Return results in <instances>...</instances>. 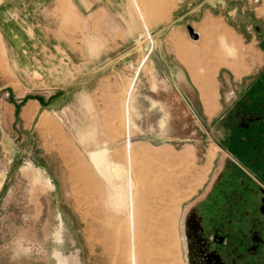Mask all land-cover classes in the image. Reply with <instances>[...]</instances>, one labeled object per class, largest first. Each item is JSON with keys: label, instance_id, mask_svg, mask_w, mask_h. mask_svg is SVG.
Instances as JSON below:
<instances>
[{"label": "rangeland", "instance_id": "rangeland-1", "mask_svg": "<svg viewBox=\"0 0 264 264\" xmlns=\"http://www.w3.org/2000/svg\"><path fill=\"white\" fill-rule=\"evenodd\" d=\"M35 1L27 21L8 7L4 22L0 0V264H187L191 218L203 226L196 245L208 243L197 264L212 251L225 264H264V245L249 249L260 227L242 192L210 188L221 169L253 178L227 138L243 95L264 87L261 2L207 0L212 15L201 17V0H187L192 19L173 24L157 16L163 0L139 4L141 14L118 0L116 33L103 0ZM230 40L249 49L236 82L212 56ZM218 73L230 81H220L219 113L205 114L183 86H197L207 106ZM131 179L130 206L128 187L114 183Z\"/></svg>", "mask_w": 264, "mask_h": 264}, {"label": "flooded vegetation", "instance_id": "flooded-vegetation-1", "mask_svg": "<svg viewBox=\"0 0 264 264\" xmlns=\"http://www.w3.org/2000/svg\"><path fill=\"white\" fill-rule=\"evenodd\" d=\"M233 120L234 126L231 128L227 138V151L237 160L238 164L253 172V178L246 177L247 181H242L236 175L227 177L224 174V169H221L210 188L215 190V192H218L223 187L230 192H242L245 211L249 214H255L259 221L260 231H252L248 239L250 251H256L258 247L263 249L264 245L262 238V232H264V87L257 90V87L252 84L243 95L237 111L234 112ZM253 187L258 189L257 194L259 193V196L255 194L252 196L249 192L250 188ZM197 202L202 207L208 203L204 199ZM195 224L198 228H203L194 218L184 223L186 232L185 260L187 264H197V254H200V252L196 250L204 252L203 250L208 248V243L201 241V243L196 245L191 237ZM246 224L247 222H244L241 226L244 227ZM245 242H247V239ZM201 264L225 263L217 251H212L203 257Z\"/></svg>", "mask_w": 264, "mask_h": 264}, {"label": "crops", "instance_id": "crops-1", "mask_svg": "<svg viewBox=\"0 0 264 264\" xmlns=\"http://www.w3.org/2000/svg\"><path fill=\"white\" fill-rule=\"evenodd\" d=\"M131 1L133 3L134 8L136 9V12L138 14H141L139 4H142L144 6L146 3L156 2L157 0H131ZM186 1L187 0H176L173 3V0H163V2H162L163 6L158 5L159 8L161 6L162 9L160 8L161 11H159V14H157V16L158 17L164 16V18L169 17L168 19L171 20L173 24H178L182 20L192 19V15H193L194 10H191V11L187 10V2ZM119 2H122V0H119ZM160 2H158V3H160ZM207 2H208L207 0H201L199 3H196V11H198L200 9L201 13H203L201 17H205L207 15H212L210 8L205 9V7H204V3H207ZM259 2H261V4L259 6H264V0H259ZM113 3H115V5H113ZM248 3H251V0H248ZM86 4H87V6L90 5V3H88V2ZM28 5H29L28 0H3L2 6L4 7V10H5L4 14H3L5 17L4 22H7V21L11 22L12 18H13V14H10L12 12V10L9 11L10 13H8V11H7L8 7L9 8H15V7L20 8V10L22 12L19 13V22L27 21V16L29 15L28 14L29 13L28 12ZM36 6H42V8H44L43 7L44 1L43 0H36L35 1V7ZM118 7H119V13H118ZM120 7H121L120 5L118 6V0H103V17H105V21H106L105 27L106 28L110 27V26L113 27V25L115 24L116 33H118V28H117L118 17L121 16ZM210 7H212V8L216 7L218 9V14H220V10L222 9L223 4L217 3V6L212 5ZM6 13H8V14H6ZM8 16H10V17L8 18ZM260 17H262V16H260ZM15 20H13V21H15ZM191 22H193V20ZM205 23H208V21H205ZM103 29H104V24H103ZM3 32H4L3 28L0 27V35H2ZM107 32L108 31L105 32L106 35L103 34V38L109 37V35H107ZM198 37H199V35L197 34V38ZM233 44L234 43L230 40L228 42H225L226 48L224 46H223L224 49L214 48L212 51V56L214 57V59L216 61V65H220L223 63L228 65L227 66L228 68H226V69H228L230 71V75L231 74L233 75V77H231L233 82H236L237 81L236 79H241L243 77L242 76L240 78H236V77H239L241 75V71H239V67L241 66V62L245 58V56L247 55L249 49L248 48H244V49L239 48L238 49V47L236 46V43H235V45H233ZM192 47L193 46H191V48ZM232 50H234L235 52L233 53ZM229 54L231 56L227 57V55H229ZM0 58H1V54H0ZM137 70H138V68H137ZM137 70H136V73H137ZM217 75H218L219 79L213 78V80L211 82L212 99H209V100L207 99L206 102H210L209 104H207V106H205V98L202 96L201 90L197 86H191L189 84H185V86H183V90L185 92L187 100L191 103L195 102V103L200 104L203 113H205L206 111L208 112V109H209L211 111V114L213 115L217 112L219 113V111L221 109L219 106V99L221 97V94H220L221 82L220 81L223 80V81H225V83H228L230 81V78L228 77L229 74L228 75L224 74L222 79H220L221 74L218 73ZM234 75L235 76L237 75V76L235 77ZM134 82H135V76L129 82V86L130 85L131 86L127 88V90L129 89V92L125 96V99H124V107L125 108H127V106H126L127 105V99L130 98V92L132 91V89L134 87ZM211 114L207 113V115H209V116Z\"/></svg>", "mask_w": 264, "mask_h": 264}, {"label": "bare ground", "instance_id": "bare-ground-1", "mask_svg": "<svg viewBox=\"0 0 264 264\" xmlns=\"http://www.w3.org/2000/svg\"><path fill=\"white\" fill-rule=\"evenodd\" d=\"M114 173L117 175V176H120V174H119V170L117 169V168H115V170H114ZM114 185H118V186H126V187H128V191H129V193H130V196H129V198H130V200H129V203H130V206L132 205V203H133V187H134V184H133V181H132V179L127 183L126 182V184L125 183H114ZM126 193V192H125ZM122 194V193H121ZM126 204V203H125ZM128 211V210H127ZM168 211V210H167ZM115 223V222H114ZM139 236V235H138ZM139 240V239H138ZM137 247V246H136ZM135 257V256H134Z\"/></svg>", "mask_w": 264, "mask_h": 264}, {"label": "water", "instance_id": "water-1", "mask_svg": "<svg viewBox=\"0 0 264 264\" xmlns=\"http://www.w3.org/2000/svg\"><path fill=\"white\" fill-rule=\"evenodd\" d=\"M188 32H189L190 38H192L194 40L197 39V34L195 32H193L191 30V28H188Z\"/></svg>", "mask_w": 264, "mask_h": 264}]
</instances>
